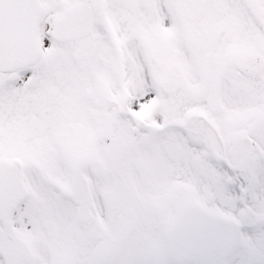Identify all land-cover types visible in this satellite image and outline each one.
Returning <instances> with one entry per match:
<instances>
[{
    "label": "snow or ice",
    "instance_id": "1",
    "mask_svg": "<svg viewBox=\"0 0 264 264\" xmlns=\"http://www.w3.org/2000/svg\"><path fill=\"white\" fill-rule=\"evenodd\" d=\"M0 264H264V0H0Z\"/></svg>",
    "mask_w": 264,
    "mask_h": 264
}]
</instances>
